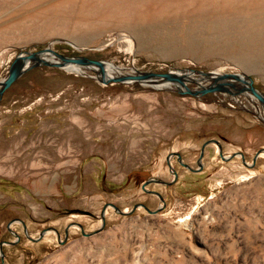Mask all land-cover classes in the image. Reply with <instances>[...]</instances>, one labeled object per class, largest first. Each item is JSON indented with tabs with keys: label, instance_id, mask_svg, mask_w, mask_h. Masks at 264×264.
<instances>
[{
	"label": "rangeland",
	"instance_id": "rangeland-1",
	"mask_svg": "<svg viewBox=\"0 0 264 264\" xmlns=\"http://www.w3.org/2000/svg\"><path fill=\"white\" fill-rule=\"evenodd\" d=\"M48 45L122 73H244L264 93V0H0V80L17 54ZM83 70L33 67L0 99L1 158L22 159L21 170L56 180V189L70 179L63 195L33 199L29 211L32 224L64 241L53 230L26 236L43 241L23 264H264V153L248 167L239 156L222 160L214 143L198 172L171 156L176 180L146 185L164 199L159 212L108 206L99 232L72 224L65 238L73 222L97 229L107 202L160 206L141 185L173 179L171 152L196 168L208 139L248 163L264 147V110L242 84L197 97L175 83L102 85ZM191 78L190 88L207 83Z\"/></svg>",
	"mask_w": 264,
	"mask_h": 264
},
{
	"label": "water",
	"instance_id": "water-1",
	"mask_svg": "<svg viewBox=\"0 0 264 264\" xmlns=\"http://www.w3.org/2000/svg\"><path fill=\"white\" fill-rule=\"evenodd\" d=\"M67 65L72 66H80V67H93V70L95 72V76H91L93 79H95L98 83L102 85H108V84H116V83H122V84H141L145 86H151L154 88H163L165 83L167 82H178L176 85V92L179 94H189L192 96H202L207 93H214V92H220L221 84L228 86V81H233L235 83L242 84V87L240 88L241 91H243L246 95V92H249L253 97H255L259 103H261L264 106V93L260 92L253 84V80L251 77H249L247 74L244 73H238V72H219V71H203V70H194L197 71V73L202 74L207 79V84L200 85V87L196 88H190V87H184L183 88V76L178 70H167V71H143L138 69H131L132 72H118L117 74H105L104 71V62L103 60H97L92 59L86 56L82 55H73V56H67L63 55L59 52H56L51 46H46L44 48L34 50V51H24L19 54H17L12 62L10 63L7 73L2 81H0V99L2 97L3 92L9 88V86L15 82L22 74H24L27 70L37 67V66H48V67H57V68H64ZM223 92V91H222ZM226 92V91H225ZM228 93H231L227 91ZM209 143H214L218 147L220 158L224 161L230 160L233 156H241V160L243 164H245V157L242 152H234L230 154L229 156H225L222 154V148L221 144L216 139H208L204 141L201 145L200 153L197 159V167L192 168L187 163L183 162L182 156L179 152H171L167 155V165L169 167V170L172 172L174 178L171 181H164L160 178L156 177H148L141 185L142 189L145 190L148 193H152L158 196V198L163 203L162 205L158 206L155 209H149L145 204L142 203H136L132 206L129 210H121L119 207H117L115 204L111 202H107L103 205L101 212H100V219L101 224L100 226L91 231V232H85L83 230V226L80 223H75L74 225H77L81 231V234L89 236L92 234H95L99 232L105 224V209L110 206L112 207L115 212L121 215H126L132 213L137 207H143L147 212L151 214H155L159 212V210L162 209L164 206V199L162 198L161 194L154 190H149L146 188V185L154 182V183H160V184H166L170 185L176 180L177 172L173 168V166L169 162V158L171 156H176L177 161L189 169L192 172H198L202 168L201 160L204 156V149ZM264 152V147L260 148L255 152V154L252 157V164L251 167H253L256 163V159L258 156ZM22 223L25 235L31 240V241H37L43 235L47 230H53L59 242H63L64 240L60 239V235L57 229L50 227L46 228L40 231L39 236L37 238H34L30 236L27 232V227L25 223L21 220H18ZM73 224V223H71ZM71 224H68L65 228V238L67 237L68 228ZM10 229V228H9ZM12 233L15 235V240L13 241H5L6 243L15 244L20 236L12 230ZM0 260L1 264H5L4 262V254L2 251V244L0 245Z\"/></svg>",
	"mask_w": 264,
	"mask_h": 264
},
{
	"label": "crops",
	"instance_id": "crops-1",
	"mask_svg": "<svg viewBox=\"0 0 264 264\" xmlns=\"http://www.w3.org/2000/svg\"><path fill=\"white\" fill-rule=\"evenodd\" d=\"M1 154L3 152L0 148V245L2 244L5 264H23L26 251L28 249L37 251L36 247L42 244L43 240L36 243L30 242V244L23 226L19 224L20 221L18 220L27 225V232L32 236L39 235L44 228L36 227L29 219L32 200H42L48 193H55L56 188L50 184L56 180L51 181L45 175H37L36 173L29 175L25 170H21V168L28 167V164L22 159L1 158ZM39 165L32 164V166ZM60 165L62 166V164ZM15 167L20 169L14 170ZM31 176L34 178L32 179ZM69 180L66 179L61 188H57L60 194L63 195V192L67 191ZM12 230L20 236L15 244L5 242L16 239ZM29 250L28 252H30Z\"/></svg>",
	"mask_w": 264,
	"mask_h": 264
},
{
	"label": "bare ground",
	"instance_id": "bare-ground-1",
	"mask_svg": "<svg viewBox=\"0 0 264 264\" xmlns=\"http://www.w3.org/2000/svg\"><path fill=\"white\" fill-rule=\"evenodd\" d=\"M64 68H69V70H73V71H75V72H84V70L83 69H86V68H92L93 69V67H88V66H85V67H80V66H75V65H72V66H69V65H67L66 67H64ZM107 69H109L111 72H118V67H115L114 65H113V63H111V62H104V71H105V74H107V73H109V74H113V73H110L109 72V70H107ZM120 72V71H119ZM180 73H181V75L183 76V88L184 87H186V85H187V78H190V77H192L191 79H197V80H201V81H207V79L205 78V77H203L202 75H200L199 73H196V72H194V71H189V70H184V71H180ZM94 76H95V72H94ZM3 80V79H2ZM2 80H0V81H2ZM229 83L231 82V81H228ZM167 83H169V84H178V82H167ZM207 84V83H206ZM203 85H205V84H203ZM222 86L224 85V84H221ZM188 87V86H187ZM196 87H200V86H196ZM195 87V88H196ZM224 89V88H223ZM228 91V90H227ZM248 94L247 95H250V96H252L249 92H247ZM253 97V96H252ZM256 101H257V103H258V105H261L260 106V108L262 107L263 108V110H264V106L261 104V103H259L258 102V100L255 98V97H253ZM261 108V109H262ZM237 152H239V151H237ZM234 153V152H233ZM264 153V152H263ZM232 154V153H231ZM262 154V153H261ZM230 155V154H229ZM229 155H227V156H229ZM244 155V154H243ZM174 156V155H173ZM226 156V155H225ZM176 157V156H175ZM233 157H235V156H233ZM233 157H231V158H233ZM240 157V159H241V156H239ZM245 157V156H244ZM230 158V159H231ZM166 160H167V158H166ZM242 161V160H241ZM170 162V161H169ZM243 163V162H242ZM251 164H252V159H251V162L250 163H248L246 160H245V164L244 165H246V166H248V167H251ZM189 165V164H188ZM190 166V165H189ZM254 167V166H253ZM193 168V167H192ZM171 172V171H170ZM172 173V172H171ZM173 178H174V176H173ZM165 181V180H164ZM171 181V180H170ZM158 197V196H157ZM143 204V203H142ZM163 203H161V205H162ZM75 223H77V222H75ZM74 222H73V224H75ZM72 225V224H71ZM77 226V225H76ZM47 232V231H46Z\"/></svg>",
	"mask_w": 264,
	"mask_h": 264
}]
</instances>
